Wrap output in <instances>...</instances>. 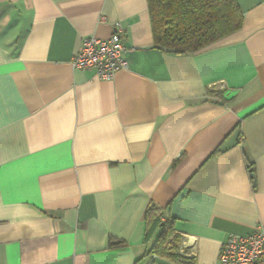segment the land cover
Segmentation results:
<instances>
[{
	"label": "crops",
	"instance_id": "crops-1",
	"mask_svg": "<svg viewBox=\"0 0 264 264\" xmlns=\"http://www.w3.org/2000/svg\"><path fill=\"white\" fill-rule=\"evenodd\" d=\"M236 2L177 54L147 0H0V264H219L264 226V0ZM117 25L127 68L72 67ZM168 217L181 263L147 254Z\"/></svg>",
	"mask_w": 264,
	"mask_h": 264
},
{
	"label": "trees",
	"instance_id": "trees-1",
	"mask_svg": "<svg viewBox=\"0 0 264 264\" xmlns=\"http://www.w3.org/2000/svg\"><path fill=\"white\" fill-rule=\"evenodd\" d=\"M156 47L177 54L206 47L240 28L242 13L236 0H147ZM154 211L150 206L145 215ZM174 218L159 222V233L147 254L181 263L180 238Z\"/></svg>",
	"mask_w": 264,
	"mask_h": 264
},
{
	"label": "built area",
	"instance_id": "built-area-1",
	"mask_svg": "<svg viewBox=\"0 0 264 264\" xmlns=\"http://www.w3.org/2000/svg\"><path fill=\"white\" fill-rule=\"evenodd\" d=\"M122 33L117 25L106 39H83L72 57V67L93 69L99 78H109L118 70L127 68ZM218 261L219 264H264V226L245 235H227L220 244Z\"/></svg>",
	"mask_w": 264,
	"mask_h": 264
}]
</instances>
